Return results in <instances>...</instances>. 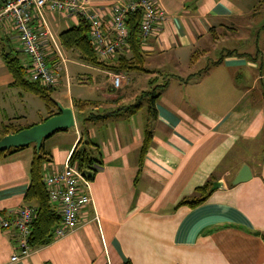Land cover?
<instances>
[{
  "label": "crops",
  "instance_id": "0c3cea01",
  "mask_svg": "<svg viewBox=\"0 0 264 264\" xmlns=\"http://www.w3.org/2000/svg\"><path fill=\"white\" fill-rule=\"evenodd\" d=\"M90 1L108 15L126 0ZM155 2L166 18L141 47L149 73L99 66L109 86L96 88L99 99H82L71 95L67 74L62 91L64 68L59 72L51 98L72 109L75 126L43 140L50 157L43 176L60 171L86 135L101 163L90 183L91 202L65 236L14 262L17 230L0 228V264H264V0ZM45 17L50 28H69L70 19L58 13ZM63 30L53 33L58 41ZM9 52L26 62L18 36L0 24V125L29 128L48 112L40 98L12 85L4 60ZM214 52L219 57L210 59ZM113 74L128 82L115 89ZM135 78L140 85L131 89ZM159 85L153 112L144 105L92 122L73 106L75 99L96 101L90 109L105 114ZM52 109L58 112L55 104ZM35 152L31 144L0 158V222L35 207L24 199ZM244 165L251 178L232 184ZM209 181L214 186L204 202L177 205Z\"/></svg>",
  "mask_w": 264,
  "mask_h": 264
},
{
  "label": "built area",
  "instance_id": "2783aa9c",
  "mask_svg": "<svg viewBox=\"0 0 264 264\" xmlns=\"http://www.w3.org/2000/svg\"><path fill=\"white\" fill-rule=\"evenodd\" d=\"M137 9L142 12L139 35L143 47L166 18L163 8L155 0L116 2L108 15L95 8L90 0H0V24L9 25L18 36L20 50L27 58L23 66L29 80L54 86L66 59L45 12L58 13L65 19L77 17L83 20L88 26V38L98 58L110 59L128 50L126 19L129 13ZM111 80L115 89L128 82L120 74H113ZM70 155L60 171L43 176L49 202L60 216V222L53 231V240L62 238L74 228L78 222V211L91 202V181L82 175L75 163L70 162ZM35 214L34 207L24 206L17 211L14 219L0 222V228L14 227L18 233L16 249L19 252L11 256L13 262L26 258L33 250L30 234Z\"/></svg>",
  "mask_w": 264,
  "mask_h": 264
},
{
  "label": "trees",
  "instance_id": "16d2710c",
  "mask_svg": "<svg viewBox=\"0 0 264 264\" xmlns=\"http://www.w3.org/2000/svg\"><path fill=\"white\" fill-rule=\"evenodd\" d=\"M141 9L135 10V12L129 13L126 19L129 29V48L125 52H129V56L126 57L122 52L116 54L117 59L115 63L106 64L101 61L89 41L88 38V26L80 20L78 25H74L65 29L59 33V42L63 49L74 50L80 53L81 59L92 66H102L111 72H126V71H143L149 73L144 69V53L141 50V40L139 35V24L141 19ZM6 68L13 78L12 85L22 88L24 91L31 93L40 98L48 112V117L55 114L53 111L54 102L51 98V93L54 86H46L40 82H32L29 80L26 74L25 67L22 65L18 57L12 55L10 52L4 57ZM152 84V81L149 82ZM162 86H153L147 91H143L136 102L123 109H117L113 112L105 114H88L84 121L97 122L105 120L112 115L118 113L121 110H125L128 113H134L138 109L146 105L151 112L154 111V100L158 96V90ZM96 101L90 100H73V106L77 112L82 113L96 105ZM24 129L21 126H17L14 122L9 121L0 125V139L8 134L17 133ZM150 142V135L147 133L144 138L142 146V154L146 152V149ZM21 149V148H19ZM97 149V145L94 144L86 135L81 136L73 148L70 155V162L75 163L77 169L82 175L90 181H93L98 168L100 167V161L94 157V153ZM17 149H9L0 153V158L5 157L7 154ZM50 162L49 153L44 149L42 144L39 152H35L31 165H30V184L25 194V201L27 203L33 202L35 204V218L31 223L30 244L33 248L47 245L53 241V231L60 222V216L54 207L50 204L46 188L43 182V165ZM97 166L98 168H96ZM213 184L209 181L203 186L196 188L193 196L182 199L178 202V206L188 205L190 207L197 206L204 202L208 195L212 191ZM264 238V237H263ZM130 264V263H124Z\"/></svg>",
  "mask_w": 264,
  "mask_h": 264
},
{
  "label": "rangeland",
  "instance_id": "374dc122",
  "mask_svg": "<svg viewBox=\"0 0 264 264\" xmlns=\"http://www.w3.org/2000/svg\"><path fill=\"white\" fill-rule=\"evenodd\" d=\"M66 23L69 25V27L73 25H78L80 20L77 17H73V19L70 20H65ZM55 29H54V28ZM50 29L51 31L55 34L56 31L64 28V26H61L60 28H57L56 26H53ZM55 31V32H54ZM56 35V34H55ZM222 53V52H221ZM212 55V54H211ZM219 54L217 52H214L213 55L211 56L214 59L215 57H219ZM63 56L66 59L65 66L62 68L66 69V73L63 69L61 76L63 81H64V86L62 88L63 92L67 91L66 87V76L67 74L68 77V88L70 89V93L73 97H76V95H80L82 99H99V96L97 95L96 88L99 86H104L107 84V73L104 71L103 68L99 66H92L87 63H85L80 56V53L78 51L74 50H64L63 51ZM101 61L106 62L107 59H102L100 58ZM206 60H202L200 63L197 64V67H201L202 64H204ZM66 67V68H65ZM137 73V71H135ZM97 77V79H94ZM94 79V81H93ZM79 80H83L84 82L82 84L79 83ZM101 84V85H100ZM133 87L131 89H137L140 85V82L135 78L132 82ZM130 88L124 91H130ZM109 92V91H107ZM110 93V92H109ZM55 96V94H53ZM86 115L90 113H96L92 109L86 110Z\"/></svg>",
  "mask_w": 264,
  "mask_h": 264
},
{
  "label": "water",
  "instance_id": "95a60500",
  "mask_svg": "<svg viewBox=\"0 0 264 264\" xmlns=\"http://www.w3.org/2000/svg\"><path fill=\"white\" fill-rule=\"evenodd\" d=\"M7 55V53H5ZM58 112L42 121L41 123L24 128L17 133L3 136L0 139V153L9 149H19L33 144L36 152H39L43 140L52 134L70 129L75 126V119L71 108L63 107L54 102ZM251 178V171L247 165L241 167L232 184L241 183ZM214 186V185H213ZM213 188V187H212Z\"/></svg>",
  "mask_w": 264,
  "mask_h": 264
}]
</instances>
